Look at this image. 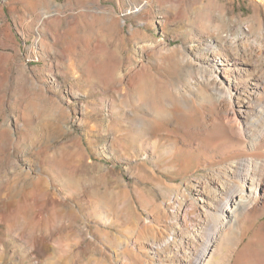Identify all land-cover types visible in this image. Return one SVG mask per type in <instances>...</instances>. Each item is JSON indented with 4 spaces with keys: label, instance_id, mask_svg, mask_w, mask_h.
Wrapping results in <instances>:
<instances>
[{
    "label": "rangeland",
    "instance_id": "374dc122",
    "mask_svg": "<svg viewBox=\"0 0 264 264\" xmlns=\"http://www.w3.org/2000/svg\"><path fill=\"white\" fill-rule=\"evenodd\" d=\"M232 26L264 42V0H0V264H123L127 220L187 178L156 181L132 113L201 97L199 46ZM179 117L145 116L152 138Z\"/></svg>",
    "mask_w": 264,
    "mask_h": 264
},
{
    "label": "bare ground",
    "instance_id": "6f19581e",
    "mask_svg": "<svg viewBox=\"0 0 264 264\" xmlns=\"http://www.w3.org/2000/svg\"><path fill=\"white\" fill-rule=\"evenodd\" d=\"M227 31L199 46L207 65L195 79L205 87L201 97L184 91L165 101L168 112L149 106L132 113L133 148L144 152L153 176L164 169L172 182L187 178L169 185L170 196L146 220H127L134 238L122 244L123 264H264V42L250 44L249 27ZM136 97L145 103L144 93ZM175 115L183 138H152L154 122L145 116L170 121ZM186 133L193 137L186 140ZM193 153L197 171H210L188 172Z\"/></svg>",
    "mask_w": 264,
    "mask_h": 264
}]
</instances>
